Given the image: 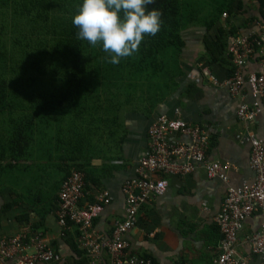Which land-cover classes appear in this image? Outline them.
I'll list each match as a JSON object with an SVG mask.
<instances>
[{
  "label": "crops",
  "instance_id": "0c3cea01",
  "mask_svg": "<svg viewBox=\"0 0 264 264\" xmlns=\"http://www.w3.org/2000/svg\"><path fill=\"white\" fill-rule=\"evenodd\" d=\"M240 3L234 14L226 13L227 18L207 16L215 7L211 1L198 4L197 17L182 27L184 45L179 56L172 60L167 78H162V84L148 86L149 83L140 82L137 85L135 90L141 101H134L120 114L124 133L119 132L118 138L111 140L106 158H94L87 164L89 167L80 170L84 180V172L89 173L85 182L90 192L107 190L110 194V202L93 222V228L107 236L113 223L123 217L121 185L133 176L134 165L145 150L149 123L162 113L172 116L176 108L187 122L213 128L206 157L229 164L228 182L208 178L203 169L182 178L170 177L166 191L141 206L136 226L126 233L129 253L149 257L160 264H212L220 240L214 218L226 186H237L252 178L248 168L249 145L240 138L251 132L264 140V112L248 122L239 120L236 110L240 102L249 100L247 88L239 96H231L223 88L210 84L199 72V64L205 63L219 78L231 75L233 67L225 52L219 54L220 47H217L213 54L208 44L221 39L227 48L232 37L253 31L252 22L264 18L258 0H240ZM207 22L210 27L206 29ZM211 54L216 56L215 60L210 59ZM244 68L259 70L255 59ZM121 133L124 136L118 141ZM19 162L32 164L30 160ZM69 170L71 167H66L64 162L49 174L38 171L32 184L30 180L22 182L21 175L18 196L9 195L12 185H6L0 193V237L41 234L45 243L60 256L58 261L43 264H85L93 257L79 247L77 227L68 223L62 228L54 214L57 192ZM37 188L42 194L36 193ZM11 201L13 206L8 207ZM25 202L34 204L27 209ZM263 221L261 214L251 215L238 235L236 250L238 254L249 255V264H256L258 257L249 253L246 238ZM107 260L104 254L95 264H105ZM0 264H12V259H2Z\"/></svg>",
  "mask_w": 264,
  "mask_h": 264
},
{
  "label": "trees",
  "instance_id": "16d2710c",
  "mask_svg": "<svg viewBox=\"0 0 264 264\" xmlns=\"http://www.w3.org/2000/svg\"><path fill=\"white\" fill-rule=\"evenodd\" d=\"M202 1L215 4L207 16L241 7L240 0H151L146 10L160 13L158 31L143 34L135 52L112 64L99 43L77 37L71 17L80 0H0V193L12 185L9 195L18 196L21 175L32 184L38 171L49 174L64 162L84 171L92 159L106 158L111 140L124 133L120 114L139 100L137 85L167 78L184 45L182 27ZM258 2L264 17V0ZM222 42L208 44L209 51L220 47L226 55ZM33 204L25 202L27 209Z\"/></svg>",
  "mask_w": 264,
  "mask_h": 264
},
{
  "label": "built area",
  "instance_id": "2783aa9c",
  "mask_svg": "<svg viewBox=\"0 0 264 264\" xmlns=\"http://www.w3.org/2000/svg\"><path fill=\"white\" fill-rule=\"evenodd\" d=\"M226 15L222 13V17ZM252 25L253 31L232 37L227 45L226 57L233 67L231 75L219 78L205 63L199 64L201 76L229 95L239 96L247 88L249 100L240 102L236 110L237 118L243 122L264 112V18L254 20ZM254 59L259 70L246 71L245 65ZM212 131V127L187 122L176 108L172 116L157 115L146 129L145 150L134 165L133 176L121 185L123 217L113 223L107 236L96 231L93 222L110 202L109 192H90L82 172L70 171L57 192L54 214L62 228L68 223L77 227L79 247L93 256L85 264L99 263L104 254L108 257L105 264H160L149 257L129 253L126 233L136 226L141 206L166 191L170 177L182 178L203 169L208 178L228 182L229 164L206 157ZM240 140L249 145L248 168L252 178L237 186H226L214 218L220 240L212 264H249V255L238 254L236 250L238 235L251 215L264 216V140L251 132H246ZM246 240L249 253L258 257L256 264H264V221ZM2 259H12V264H43L58 261L60 256L41 234L27 237L19 233L0 237Z\"/></svg>",
  "mask_w": 264,
  "mask_h": 264
},
{
  "label": "clouds",
  "instance_id": "9594fccd",
  "mask_svg": "<svg viewBox=\"0 0 264 264\" xmlns=\"http://www.w3.org/2000/svg\"><path fill=\"white\" fill-rule=\"evenodd\" d=\"M151 0H80L71 23L76 35L110 53L109 63L136 51L143 34H155L160 13L147 9Z\"/></svg>",
  "mask_w": 264,
  "mask_h": 264
}]
</instances>
